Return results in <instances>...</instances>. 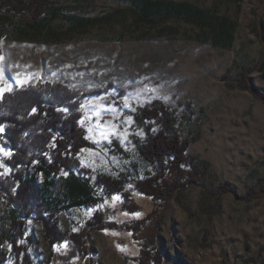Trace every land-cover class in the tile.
<instances>
[{"label":"rangeland","instance_id":"374dc122","mask_svg":"<svg viewBox=\"0 0 264 264\" xmlns=\"http://www.w3.org/2000/svg\"><path fill=\"white\" fill-rule=\"evenodd\" d=\"M49 1L36 31L31 13L0 7V101L40 85L84 94L111 85L81 105L91 147L76 159L93 176L127 183L124 195L56 216L63 234L86 242L82 256L48 242L43 222L31 220L21 244L32 263L140 264L132 235L100 230L95 217L123 225L152 213L136 193L152 171L140 154L149 126L188 139L186 155L209 165L169 197L155 238L161 264H264V101L241 84L264 95V0ZM147 2L161 5L151 17ZM155 109L169 116L144 118ZM0 168V177L10 174Z\"/></svg>","mask_w":264,"mask_h":264},{"label":"trees","instance_id":"16d2710c","mask_svg":"<svg viewBox=\"0 0 264 264\" xmlns=\"http://www.w3.org/2000/svg\"><path fill=\"white\" fill-rule=\"evenodd\" d=\"M50 4L53 3L49 0H0V7L7 8L12 15L31 13L36 20ZM142 8L143 15L151 17L161 5L147 2ZM38 20L29 24L31 30L41 28ZM241 82L245 90L264 101L259 90ZM111 88L109 85L105 91L84 94L61 84H47L5 94L0 101V128L4 129L0 133V147L11 152L9 158H4L0 148V162L10 168V174L0 177V264L8 263L12 258L16 264H33L27 247L21 244L31 220L43 222L48 242L68 243L78 256H82L86 242L63 234L58 229L56 216L76 207L100 206L105 194L124 195L125 177L93 176L76 159L81 150L91 147L86 131L80 125L83 118L81 105L86 98ZM142 114L147 120L158 119L163 114L169 116L162 109L145 110ZM151 130L148 126L147 142L140 154L152 171L136 193L151 202L152 213L143 220L123 225L95 217L97 224H101L100 230H121L132 235L141 248L140 264H161L162 253L155 238L169 197L176 192L180 195L189 185L203 179L204 170L209 168L198 157L186 155L190 146L188 139L170 135L165 130L158 133ZM63 171L66 176L61 174ZM41 176L43 181H40ZM125 197L129 198L127 194Z\"/></svg>","mask_w":264,"mask_h":264},{"label":"snow or ice","instance_id":"6c2138e0","mask_svg":"<svg viewBox=\"0 0 264 264\" xmlns=\"http://www.w3.org/2000/svg\"><path fill=\"white\" fill-rule=\"evenodd\" d=\"M0 78H3V70L2 69H0ZM8 90L11 91V86L10 85L8 87ZM0 91H2V90H0ZM125 106L126 107L128 106L127 100L125 101ZM89 131H91V129H89ZM105 138H107V137H105ZM114 199H119V197H114Z\"/></svg>","mask_w":264,"mask_h":264}]
</instances>
